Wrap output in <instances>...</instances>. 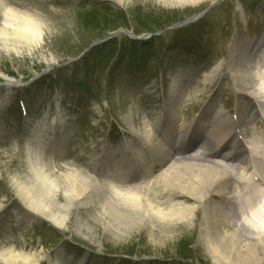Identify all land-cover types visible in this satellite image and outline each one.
<instances>
[{
  "label": "rangeland",
  "instance_id": "rangeland-1",
  "mask_svg": "<svg viewBox=\"0 0 264 264\" xmlns=\"http://www.w3.org/2000/svg\"><path fill=\"white\" fill-rule=\"evenodd\" d=\"M10 1L37 10L50 30L34 57L0 53V247L15 243L41 255L40 264H50V257L65 264H218L201 237L203 207L192 197L186 201L197 211L192 220L154 219L119 228L106 225L97 200L80 207L73 200L68 228L61 230L25 206L12 176L26 166L25 144L32 130L55 116L58 102L65 124L57 130L58 143L46 151V161L58 172L77 168L101 181L106 175L97 156L129 139L133 127L127 116L136 129L147 115L160 121L159 112L168 103L177 76L191 77L186 87L192 96L181 103L179 114L186 122H207L216 107L240 119L237 105L250 100L238 94L230 64L234 49L246 41L252 46L264 35V0H202L180 6L161 0ZM96 2H104L124 24L112 30L105 29L104 22L92 26L83 16ZM204 12L198 22L184 23ZM169 19L174 22L160 30L145 29L148 23ZM189 26L192 30L182 37L181 46L171 48L177 31ZM106 40L110 41L103 43ZM41 53L55 63L45 61ZM217 66V74L205 81L204 75ZM9 79L26 85L9 86ZM255 101L264 106L262 97ZM230 148L228 144L225 150ZM107 194L105 186L99 193L101 202ZM59 199L67 202L62 194ZM214 200L222 201L217 196ZM231 206L244 210L234 202ZM256 210L264 213V203ZM128 251L142 256L129 257ZM258 252L264 255L262 247Z\"/></svg>",
  "mask_w": 264,
  "mask_h": 264
},
{
  "label": "bare ground",
  "instance_id": "bare-ground-1",
  "mask_svg": "<svg viewBox=\"0 0 264 264\" xmlns=\"http://www.w3.org/2000/svg\"><path fill=\"white\" fill-rule=\"evenodd\" d=\"M161 1L180 6L202 0ZM49 30L48 22L37 10L0 0V53L34 57ZM247 44L233 50L230 64L238 94L250 100L248 105H237L236 116L240 119L216 107L207 122H186L179 114L181 103L192 96L186 87L191 77L177 76L168 103L159 112L160 121L150 114L136 129L132 117L127 116L133 127L129 139L97 157L106 175L104 181L77 168L58 172L46 161V151L57 143V130L65 124L61 103H57V114L32 130L25 144L26 166L12 176L25 206L57 228L67 230L73 200L79 207L97 200L106 225L119 228L127 227L129 222L149 223L154 219L192 220L197 211L186 202L192 197L203 207L201 237L218 264H262L264 255L258 248L264 250V213L256 208L264 203V167L253 168L250 160L264 162V106L255 101V97L264 99V35L254 45ZM40 55L50 64L56 61ZM219 69L217 66L204 75L205 81ZM15 82L9 79L7 84ZM206 94L203 92L202 98ZM228 144L231 148L226 151ZM105 186L108 194L101 202L99 193ZM60 194L67 202L59 199ZM216 196L222 201L216 202ZM232 202L244 210L234 209ZM41 259V255L15 243L0 247V264H40ZM49 262L65 264L59 257H50Z\"/></svg>",
  "mask_w": 264,
  "mask_h": 264
},
{
  "label": "trees",
  "instance_id": "trees-1",
  "mask_svg": "<svg viewBox=\"0 0 264 264\" xmlns=\"http://www.w3.org/2000/svg\"><path fill=\"white\" fill-rule=\"evenodd\" d=\"M102 11H105V12L109 11V14L107 12L105 14H108V15H104V14L101 13ZM114 12H115V10H114ZM116 12H118V11H116ZM114 15H116V14L113 13V10L109 9L108 6L104 2H97L94 5H92L90 10L86 11V13H85V15L83 17L88 22H89V20H91V22L93 23L92 26H96L97 23H101V22L103 23L104 22V24L106 25L105 29L112 30V29H116V28H118V27H120L121 25L124 24V23H118V20H116L114 18L115 17ZM171 22H174V20H172V19L170 20L169 19V20H166V21H164L162 23H157V24L148 23V24H146L145 29L150 30L151 32H154V31L162 29L163 27H166L167 25L171 24ZM192 26L196 27L194 24ZM190 28H191V26H189L187 28L179 29V31H177L176 35L174 36L175 38L172 39V43H171L172 47L171 48L176 49L179 46H181V43L183 41H185V40L182 39V37L189 30L190 31L192 30ZM192 33H193V31H192ZM173 40H175V41L173 42ZM130 58H132V56H130ZM136 60H138V59L136 58ZM134 66H135V68H139V67L142 68L143 67V65H134ZM128 252L129 253H134L133 251H128Z\"/></svg>",
  "mask_w": 264,
  "mask_h": 264
},
{
  "label": "water",
  "instance_id": "water-1",
  "mask_svg": "<svg viewBox=\"0 0 264 264\" xmlns=\"http://www.w3.org/2000/svg\"><path fill=\"white\" fill-rule=\"evenodd\" d=\"M195 18H191V19H188V20H186L185 22H189V21H192V20H194Z\"/></svg>",
  "mask_w": 264,
  "mask_h": 264
}]
</instances>
